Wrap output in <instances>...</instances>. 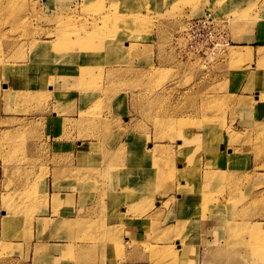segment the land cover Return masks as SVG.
Segmentation results:
<instances>
[{
	"label": "rangeland",
	"instance_id": "obj_1",
	"mask_svg": "<svg viewBox=\"0 0 264 264\" xmlns=\"http://www.w3.org/2000/svg\"><path fill=\"white\" fill-rule=\"evenodd\" d=\"M231 1L0 0V219L37 221L48 207L49 177L52 189L62 184L81 203L102 195L87 211H96L102 198L112 209L104 218L107 228L95 220L81 228L67 223L63 249H51V258L44 257L38 221L31 245L0 239V264H96L117 247L140 250L146 255L142 264H177L182 234L192 236L194 227L182 223L170 237V228L155 226L161 218L170 224L168 209L179 195L188 201L184 208L192 221L211 220L207 234L214 240L205 264H264V99L254 103L255 94L264 96L256 91L264 90V47L259 53V43L248 49L237 42L254 23L259 0L240 13L220 12ZM209 7L227 24L230 44L207 58L188 54L180 33ZM40 44L48 47L38 49ZM52 63L62 67L57 69L65 76L57 80L63 81L34 85L30 68L36 67L39 79ZM259 117V124L252 121ZM200 135L217 139L216 152L207 153L203 140H195ZM79 144L87 147V163L77 162ZM142 149L152 156L142 158ZM127 153L130 162L123 163ZM136 159L158 169L166 164L174 176L158 177L142 191L147 177ZM111 166H123L125 173L109 176ZM155 194L165 199L162 211L148 217L155 204L142 210L137 201ZM51 205H60L58 197ZM122 205L142 216L137 232L145 241L138 243L132 229L116 244ZM155 240L162 245H151Z\"/></svg>",
	"mask_w": 264,
	"mask_h": 264
},
{
	"label": "crops",
	"instance_id": "obj_2",
	"mask_svg": "<svg viewBox=\"0 0 264 264\" xmlns=\"http://www.w3.org/2000/svg\"><path fill=\"white\" fill-rule=\"evenodd\" d=\"M250 1V2H249ZM254 0H246L241 2L237 0H233L230 3H223L224 4V10H221L220 12L227 13V12H236L240 13L244 11L242 6H245L249 3H252ZM264 0H259L256 3V7L253 8V12L257 14V17L255 18L254 23L252 24L250 29H244L241 30L240 35H238L239 41H237L241 45L239 47H244L248 49H252L253 43H259V47H264V8H261L262 2ZM212 3V1H209ZM215 4V2H214ZM211 8H206L204 12L210 11L213 15V11L210 10ZM213 9L216 11L218 7H213ZM203 12V13H204ZM236 37V38H237ZM255 91V90H254ZM252 91V93L254 92ZM255 93V92H254ZM253 93V94H254ZM245 95V94H244ZM247 96V95H246ZM257 115H260V113H257ZM262 116V115H260ZM95 144V143H94ZM94 148L98 147L97 145H93ZM77 151L78 159L77 162L87 163V156H88V150L87 147L81 146L79 144ZM125 160L123 163L130 162V155L127 153L124 155ZM113 162V161H111ZM85 163V164H86ZM116 163H118L116 161ZM58 189L54 190L52 189V178H48V191L46 195H48V207L43 209V214L41 216H38V223H41L43 226L44 231V242L42 243L46 248H44V257L51 258V249H53L56 252H61L64 246V242L62 240H65L67 237V223L70 224V222L74 221L78 223L79 228L83 226V222L85 221H91L94 222L98 221V227L101 228H107L110 226L103 225L104 218L107 216V210L111 211V206H108L107 199H100L98 201L99 207L94 210H90L91 213H93V216L91 215L90 218L87 217V213L89 211L86 210V208L90 207L92 204L95 203L97 197H102L99 193L94 194L92 196V199L89 200H82V203L79 201V194L77 192L71 193L67 191V189L62 188V184H57ZM52 197H58V200L60 202V205L55 207L54 210H52L51 205V199ZM104 197V196H103ZM159 198V199H157ZM142 200V201H141ZM137 201L139 204V208H142V210L148 209L150 206H147V203L153 202L155 204V208H150L147 211L148 217H150V214H158L162 211V204L164 202V198L159 197L158 195H153V197L150 196H144L142 199ZM141 201V202H140ZM188 201L186 198L182 196H178L177 200L172 202V206H169V216L170 218V224L163 225L162 218L159 221V225H156L155 228L157 230H163V229H169L171 230V234L175 228H179L181 224H185L182 226L185 228L187 227L189 230L190 228H193L194 233L192 236H188L187 231L184 232L182 235L186 239L184 245L178 246L177 248V264H205V262L210 261V249H212V241L214 240L210 233L207 234V232L210 231V225L211 220L207 218L206 220L200 218L199 221L196 223L195 221H192V218H189L191 215V212L186 211L184 208V205H186ZM82 204V206L80 205ZM107 205V206H106ZM130 206V205H129ZM135 207V206H134ZM83 211L81 212V210ZM136 208H134L135 210ZM156 209V210H155ZM165 210V211H168ZM53 211V212H52ZM89 212V213H90ZM119 212L123 215L122 217V224H115L114 226L116 228H122V234L116 241L117 245L120 246V238H127L126 234L132 233V229H135L133 231L134 237H136V240L139 242L145 241L146 236L142 237L141 229H142V216H132L127 213V206L122 205L119 207ZM88 213V214H89ZM86 214V216H85ZM84 215V216H82ZM164 219V218H163ZM37 221H26L22 218H12L11 221H8V219L4 216L0 219V239L3 240V242H11L13 244H32L35 240L36 235V225ZM76 226V225H75ZM191 226V227H190ZM152 228L153 226L149 224V228ZM140 230V232H137ZM129 235V236H130ZM194 238L192 239V237ZM171 240V242L174 240ZM189 237V238H188ZM157 239V238H156ZM191 241V242H190ZM179 243V241L177 240ZM151 245H162V242L160 240H155L154 242H150ZM166 244V243H165ZM113 248H116L113 246ZM46 249V252H45ZM118 251H114L112 249L106 256L100 257L97 259L96 264H142V256L145 258V256L142 254L140 250L134 249L132 251L131 248L121 250L120 247H117ZM48 251V254H47ZM4 259V257H2ZM173 262V261H172Z\"/></svg>",
	"mask_w": 264,
	"mask_h": 264
},
{
	"label": "bare ground",
	"instance_id": "obj_3",
	"mask_svg": "<svg viewBox=\"0 0 264 264\" xmlns=\"http://www.w3.org/2000/svg\"><path fill=\"white\" fill-rule=\"evenodd\" d=\"M239 17V16H238ZM235 20V19H234ZM101 34V33H100ZM92 35V34H91ZM97 35H99V34H97ZM103 35V34H102ZM89 36V35H88ZM88 36H85V37H88ZM93 37L95 36V35H92ZM81 37V36H80ZM79 37V38H80ZM90 37V36H89ZM88 37V38H89ZM83 38V37H82ZM81 38V39H82ZM65 39H69V42H72V41H70V38H65ZM80 39V40H81ZM86 40H87V44L86 45H88L87 47H86V50H87V48L89 47H91L90 45H89V40L87 39V38H85ZM85 39H84V41H85ZM98 39V38H97ZM83 40V39H82ZM74 41H76V40H74ZM83 41V42H84ZM68 42V43H69ZM76 42H80L79 40L78 41H76ZM41 43H43V42H41ZM71 44V43H70ZM79 43H77V45H78ZM83 44V43H82ZM80 45V44H79ZM45 47H48L47 45H45V44H40L39 46H38V49L39 48H45ZM262 47H260L258 50H260L259 51V53H261V52H263V50L261 49ZM61 50H62V47H61ZM45 51V50H44ZM235 52V51H234ZM39 58H41L42 60H44V59H46V56L44 55V56H42V57H34V59L35 60H37V59H39ZM59 59V58H58ZM53 65H46V66H44L42 69H43V74L40 76V78L39 79H37L36 78V76L37 77H39V75H40V72H38V71H36V67L35 66H32L30 69V72H29V74H30V77H31V81H32V83L35 85V83H36V86L37 85H42V86H50L49 84H47V83H50L51 81L52 82H54V83H58V82H62V81H60L61 80V78H60V80H57V76H59V77H61V76H65L64 75V72L63 71H58V67H59V64H54V63H52ZM59 68H62V67H59ZM37 69H39V67L37 68ZM84 70V69H83ZM83 70H82V72H83ZM63 73V74H62ZM94 84V83H93ZM90 85H91V83H90ZM257 92H262L263 94H264V90H256ZM249 99H250V97H245V102L247 103L248 101H249ZM263 100L264 99V96L261 94V96H260V94L259 95H257V94H255V97H254V103H255V101L256 102H258L259 100ZM253 103V102H252ZM251 103V104H252ZM251 104H248L247 106H250ZM262 118L264 119V117L262 116ZM262 118L261 117H259L258 119H254V120H252L253 122H257L258 124L261 122V120H262ZM258 124H257V126H258ZM256 125V124H255ZM254 126H244L243 127V129H246L247 128V131L248 130H253L252 128H253ZM196 131H198V130H196ZM203 131V130H202ZM192 135V134H191ZM214 137H216V136H214ZM190 139V138H189ZM203 140V142H204V145H205V149H206V151H207V153H211L212 151H215V147H217L216 145H218L217 143H216V141H217V139H215L214 138V140H211V141H209V139L208 138H206V139H204L203 138V136L201 137V135L200 136H197V137H195V140ZM216 140V141H215ZM220 138H219V142H220ZM180 141V140H179ZM202 142V141H201ZM206 144H207V146L209 147V148H207V146H206ZM161 146H163V145H161ZM155 147V146H154ZM154 147H151V148H153L152 150L154 151L155 150V148ZM158 147V146H157ZM160 147V146H159ZM158 147V148H159ZM170 147V146H169ZM161 148V147H160ZM170 149H172L171 147H170ZM151 149H148V152H146L144 149H142V152H141V155H142V158H144V157H148V155L149 156H152V150L150 151ZM166 150H168V149H166ZM226 150V149H225ZM168 151H170V150H168ZM180 151V150H179ZM182 152V151H181ZM216 152V151H215ZM155 153H156V151H155ZM154 155V154H153ZM180 156L181 157H179V159L180 160H183L184 158H185V155H183V153H182V155H181V153H180ZM131 157V156H130ZM151 159H153V157L151 158ZM164 159V158H163ZM154 161V160H153ZM136 162H137V164H140V161L138 160V159H136ZM151 162V161H150ZM135 163V162H134ZM146 163V164H145ZM158 163V162H157ZM141 165V164H140ZM113 166H111V170H109L108 169V173L106 172V174H108L109 176H112L113 175V177H115L116 178V176H118L119 178H120V176L121 175H123L125 172L124 171H122V168H123V166H121L120 167V169L119 168H112ZM125 167V166H124ZM137 167V166H136ZM141 167H142V170L144 171V174L142 173V176H146L147 177V179L145 180V182H144V184H142V191L144 190V189H146V188H148V187H151V185L153 184V182L155 181V179L156 178H163V177H173L174 176V173H175V171L174 172H172V168L171 167H169L168 165H166L165 164V166L164 167H161L160 169H158L157 167H155V166H151L150 165V163L148 164V160L147 159H145V160H143L142 161V165H141ZM116 169H118L117 171H116ZM175 170V169H174ZM179 170L181 171V170H183L182 168H179ZM107 171V170H106ZM115 173H117L118 175H116V174H114V172ZM82 172V171H81ZM206 175H209L210 173H212L210 170H208V169H206L205 170V172H204ZM136 175H139L138 174V172H137V174ZM173 175V176H172ZM113 177H111V178H113ZM123 178H124V176H122ZM124 182H126L125 184L129 187V186H131V183H130V181L129 180H126L125 178H124ZM116 182V181H115ZM156 182V181H155ZM122 183L123 182H120V184L122 185ZM130 188V187H129ZM251 222H247L246 224H250ZM253 224V223H252ZM251 226H253V228H256L254 225H251Z\"/></svg>",
	"mask_w": 264,
	"mask_h": 264
},
{
	"label": "built area",
	"instance_id": "obj_4",
	"mask_svg": "<svg viewBox=\"0 0 264 264\" xmlns=\"http://www.w3.org/2000/svg\"><path fill=\"white\" fill-rule=\"evenodd\" d=\"M185 52L191 55L214 56L230 44L227 24L219 23L210 11L190 19L180 33Z\"/></svg>",
	"mask_w": 264,
	"mask_h": 264
}]
</instances>
